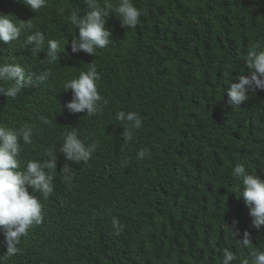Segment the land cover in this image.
<instances>
[{
  "label": "trees",
  "instance_id": "obj_1",
  "mask_svg": "<svg viewBox=\"0 0 264 264\" xmlns=\"http://www.w3.org/2000/svg\"><path fill=\"white\" fill-rule=\"evenodd\" d=\"M227 1L234 10L226 8L225 0H132L143 11L142 25L122 43L115 32L114 44L105 53L124 46L135 54L124 66L101 68L104 79L115 84L108 98L115 102L131 83L144 96L146 108L158 110L157 129L142 140L135 135L138 144L128 145L119 155L77 165L78 172L71 178L61 172L71 162L57 158L56 197L40 199L45 204L44 226L21 238L15 256L7 257L6 247L0 245V264H146L118 257L142 251L158 236L164 219L200 230L221 229L229 246L248 251L238 245L239 236L232 237L229 228L234 220L242 227L247 210L230 167L244 161L264 174V90L249 94L238 108L227 105L226 92L230 82L249 74L243 71L247 49L254 44L264 49V0ZM101 2L117 5L119 0ZM74 8L86 10L84 0H49L41 12H33L19 0H0V13L33 18L36 29L60 40L62 49L75 33L68 19ZM59 9H64L63 15ZM38 18L56 21L40 24ZM175 34L214 37L192 42L191 50L201 59L184 66L161 44ZM6 47L0 42V60ZM69 58L73 64L66 81L77 78L81 68L93 62L85 53ZM162 61L180 72L174 81L167 79ZM197 70L211 78L201 84ZM63 104L60 96H44L33 87L14 100L0 96V126H33V142L23 146L22 163L45 161L49 152H57L65 124L93 140L86 126L95 120L70 118ZM41 117L52 123L43 124ZM242 143L251 145L254 154L242 152ZM141 149L150 150L151 158L137 160ZM213 168L219 179L209 185L206 180L212 179ZM113 218L123 229L119 234ZM259 246L264 247V241Z\"/></svg>",
  "mask_w": 264,
  "mask_h": 264
},
{
  "label": "clouds",
  "instance_id": "obj_2",
  "mask_svg": "<svg viewBox=\"0 0 264 264\" xmlns=\"http://www.w3.org/2000/svg\"><path fill=\"white\" fill-rule=\"evenodd\" d=\"M48 1L19 0L33 12L44 10ZM225 2L226 8L234 10L231 3ZM84 4L86 10L82 12L79 8L71 10L68 19L75 27V33L63 49L60 40L49 38L42 30L36 29L33 18L15 15L12 11L9 15L0 13V42L7 45L0 60V96L14 100L23 90L33 87L44 96H60L69 111L68 117L95 120L86 126L92 141L82 137L74 125L65 124L59 150L49 152L45 161L31 159L26 164L22 163L21 154L23 146L33 142V126H0V235L3 236L0 245L6 247L7 257L20 252L21 238L44 226V202L50 196L55 199L57 193L54 185L57 158L65 157L71 162L72 166L65 163L61 169L66 178H71L78 172L77 165L87 164L94 158L119 155L128 145L138 144L133 139L135 135L142 140L157 129L158 110L146 108L144 96L131 83L115 102L108 98L115 84L104 79L101 68L102 65L120 67L130 62L135 53L125 50L124 46H116L112 53L105 52L112 48L115 32L118 42L121 40L122 43L142 25L143 11L132 0H119L117 5L84 0ZM58 11L63 15L64 9ZM55 21L54 18H38L40 24ZM213 37L211 34L191 38L175 34L161 44L174 61H182L186 66L201 59L191 50V43ZM77 53L90 55L93 62L83 66L77 78L66 81L73 64L69 57ZM100 55L103 57L98 61ZM162 64L168 73L167 79L174 81L180 72L171 70L163 61ZM245 70L249 74L239 75L227 89L226 103L231 108L240 107L248 100L249 94L264 90V49L260 45L254 44L247 49ZM196 73L201 84L210 77L203 70ZM41 122L45 125L52 123L46 117H41ZM240 149L247 155L254 154L251 145L242 143ZM146 158H151L150 150L137 152V160ZM230 173L239 183L238 196L247 210L243 226L238 227L239 221L234 220L229 228L232 237L239 236L235 239L238 245L248 249L246 253L222 240L221 229L200 230L189 223L187 226L164 219L158 236L151 239L142 251L130 256L121 253L118 259L146 264H264V247L259 246L264 241V174L251 170L244 161L233 162ZM218 179L219 174L213 168L212 179L206 182L212 185ZM29 188L32 189L30 193ZM40 199L45 200L41 203ZM112 225L117 234L123 231L116 218H113ZM207 253L211 257L218 256L219 261L212 260Z\"/></svg>",
  "mask_w": 264,
  "mask_h": 264
},
{
  "label": "water",
  "instance_id": "obj_3",
  "mask_svg": "<svg viewBox=\"0 0 264 264\" xmlns=\"http://www.w3.org/2000/svg\"><path fill=\"white\" fill-rule=\"evenodd\" d=\"M208 251V250H207ZM208 254V256H210V258H212V260H214V261H216V262H218L219 261V259H218V256H212L211 257V255L209 254V253H207Z\"/></svg>",
  "mask_w": 264,
  "mask_h": 264
}]
</instances>
